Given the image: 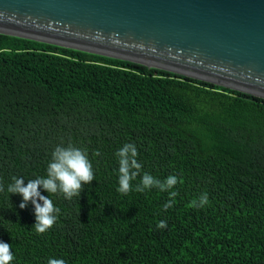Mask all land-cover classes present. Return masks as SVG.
I'll use <instances>...</instances> for the list:
<instances>
[{
  "label": "trees",
  "instance_id": "trees-1",
  "mask_svg": "<svg viewBox=\"0 0 264 264\" xmlns=\"http://www.w3.org/2000/svg\"><path fill=\"white\" fill-rule=\"evenodd\" d=\"M129 143L142 165L133 187L144 173L178 183L119 193L115 153ZM69 144L86 151L95 179L71 200L49 194L60 211L37 234L32 204L21 209L7 186L45 177L53 150ZM0 184L11 264H264V99L0 34Z\"/></svg>",
  "mask_w": 264,
  "mask_h": 264
},
{
  "label": "water",
  "instance_id": "water-1",
  "mask_svg": "<svg viewBox=\"0 0 264 264\" xmlns=\"http://www.w3.org/2000/svg\"><path fill=\"white\" fill-rule=\"evenodd\" d=\"M0 34L264 99V0H0Z\"/></svg>",
  "mask_w": 264,
  "mask_h": 264
},
{
  "label": "clouds",
  "instance_id": "clouds-1",
  "mask_svg": "<svg viewBox=\"0 0 264 264\" xmlns=\"http://www.w3.org/2000/svg\"><path fill=\"white\" fill-rule=\"evenodd\" d=\"M93 155H100L99 151ZM115 155L118 157V188L121 194H128L131 191L144 192L152 187L158 188L160 191H169L177 183L176 176L170 175L163 181L156 179L148 173H144L139 184L135 187L132 181L140 175L141 163L138 162V151L134 144L123 145ZM94 172L92 163L88 158L85 150L77 148L69 144L67 147L57 146L52 154L51 161L48 163L45 177H36L25 183L23 177H12V182L7 186L8 194L19 195L22 202L19 204L24 209L29 203L34 209L35 223L32 228L37 234H43L53 227L57 221V208L49 194H62L67 200L73 197H80L83 186L90 184L93 180ZM41 189L48 193L47 196L41 194ZM4 186L0 184V192L4 191ZM170 196L175 197L177 193L170 191ZM208 203L207 193H203L200 197L199 206ZM192 204L196 206V201ZM172 206V201L164 205L165 210ZM165 221H160L157 228H165ZM13 245L0 241V264H11L14 260L12 252ZM48 264H66L62 258H49Z\"/></svg>",
  "mask_w": 264,
  "mask_h": 264
}]
</instances>
